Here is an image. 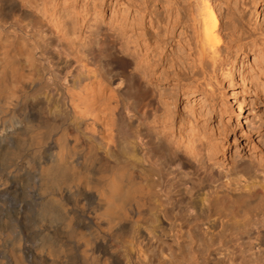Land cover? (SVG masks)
<instances>
[{"label": "bare ground", "instance_id": "1", "mask_svg": "<svg viewBox=\"0 0 264 264\" xmlns=\"http://www.w3.org/2000/svg\"><path fill=\"white\" fill-rule=\"evenodd\" d=\"M245 5L0 0V264H236L233 236L264 264V150L199 171L228 163L224 51L264 50Z\"/></svg>", "mask_w": 264, "mask_h": 264}, {"label": "rangeland", "instance_id": "2", "mask_svg": "<svg viewBox=\"0 0 264 264\" xmlns=\"http://www.w3.org/2000/svg\"><path fill=\"white\" fill-rule=\"evenodd\" d=\"M245 3L246 7L243 13L244 22L246 23L248 28L255 32V34H259L260 31L264 30V23L260 22V16L264 18V0H257L255 3H251L245 0ZM223 9L221 12L222 17L220 18L219 16V18L221 22H226V19H223L226 11L225 9ZM101 27L105 30L104 25H102ZM224 53V62H221L224 74L222 72V76L220 77L223 78V80H221V85L218 86L220 91H216L218 96L216 93L215 94L217 97V102L220 104V108L223 105V109L221 108L223 111L221 122H224L225 118L226 121L224 123L227 124L229 130V134L227 135L228 146L226 148L225 154V163H228L225 165H215L213 166V168H211L210 165H207L205 169L202 168L199 170L201 175L209 174L210 176V174L215 175L219 171L224 172L230 167L231 162H233L231 160H234V165L238 167H242L249 161H252V164L255 165V168H259V166H257L258 164L256 162V159H254L253 156H250L247 152V149L249 148L247 146H249V144H252L257 146L259 150H264V93L260 94V96L262 95V97L258 96V94L254 92V90L252 91V87L248 83H246L247 81L242 80V77H244L248 73L255 74V68H262L264 66V50L261 52L262 55L261 53H258L259 55H256L251 51L247 52L246 54H234V52L230 54ZM116 58H118L117 54ZM256 64L258 65L256 66ZM127 69L123 72L114 71L119 72L120 80L122 81V85L120 87L121 90H126V88L128 87H126V85L130 83L131 70ZM229 71L230 73H232L233 71L234 72L230 74ZM262 77H264V75H262ZM243 79H245V77ZM242 82H245V85ZM218 97H220V99ZM156 104L157 103H154L153 105L159 107ZM155 108L145 109V115H148L149 118L152 117V110H154ZM156 109L157 112L158 110L160 111V109ZM193 165L197 167L196 163H194ZM230 232L234 233V231H229L227 232V234H229ZM239 243L240 241H238L237 236H233L229 245L233 251V260L236 264L241 260ZM214 248V246L213 248H211L212 252L208 259L212 260L214 257H219L220 259L223 258L224 254H218V256ZM228 263L229 261L227 263L225 262V264Z\"/></svg>", "mask_w": 264, "mask_h": 264}, {"label": "snow or ice", "instance_id": "3", "mask_svg": "<svg viewBox=\"0 0 264 264\" xmlns=\"http://www.w3.org/2000/svg\"><path fill=\"white\" fill-rule=\"evenodd\" d=\"M127 86H129V85H126V87H127ZM131 86H133V87L135 86L134 79H133V81H132V85H131Z\"/></svg>", "mask_w": 264, "mask_h": 264}]
</instances>
